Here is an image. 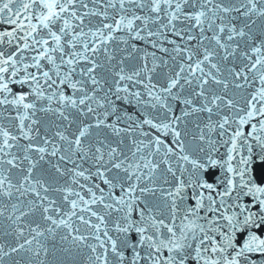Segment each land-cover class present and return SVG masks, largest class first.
<instances>
[{"label":"snow or ice","instance_id":"6c2138e0","mask_svg":"<svg viewBox=\"0 0 264 264\" xmlns=\"http://www.w3.org/2000/svg\"><path fill=\"white\" fill-rule=\"evenodd\" d=\"M0 264H264V0H0Z\"/></svg>","mask_w":264,"mask_h":264}]
</instances>
